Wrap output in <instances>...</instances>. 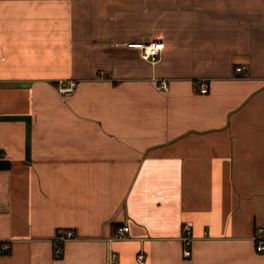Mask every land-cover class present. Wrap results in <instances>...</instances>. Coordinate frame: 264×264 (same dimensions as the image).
I'll use <instances>...</instances> for the list:
<instances>
[{
  "label": "crops",
  "instance_id": "obj_1",
  "mask_svg": "<svg viewBox=\"0 0 264 264\" xmlns=\"http://www.w3.org/2000/svg\"><path fill=\"white\" fill-rule=\"evenodd\" d=\"M259 226L264 0H0V264H264Z\"/></svg>",
  "mask_w": 264,
  "mask_h": 264
},
{
  "label": "built area",
  "instance_id": "obj_2",
  "mask_svg": "<svg viewBox=\"0 0 264 264\" xmlns=\"http://www.w3.org/2000/svg\"><path fill=\"white\" fill-rule=\"evenodd\" d=\"M128 47L136 48L139 51V55L142 59L149 61L150 63H153L157 60L160 52L163 49V42L160 41H151L148 43H129L127 45ZM234 74L236 77H245L247 74V69L244 65H237L234 67ZM98 77H104L103 72L98 73ZM76 86L75 81H68L66 83L59 82L58 83V91L62 96L70 95L74 88ZM157 90H166L167 89V83L164 79H158L157 85L155 87ZM207 91V85L205 82H201L199 85V92L200 93H206ZM128 232L127 226H118L116 227L113 236L111 239H123ZM74 237V234L71 230L65 231L61 236L57 237L55 241L57 243L72 239ZM253 240L255 242V250L257 252H264V226H259L256 228L255 233L253 235ZM180 239L183 243V249H182V256L184 258H188L190 255V240H191V223L190 222H184L181 226V236ZM3 249H6V246L3 247ZM114 254L110 255V263L112 262ZM143 257L141 254L137 255V261L139 264H142ZM112 264V263H111Z\"/></svg>",
  "mask_w": 264,
  "mask_h": 264
}]
</instances>
